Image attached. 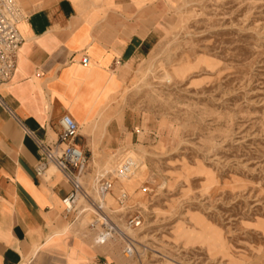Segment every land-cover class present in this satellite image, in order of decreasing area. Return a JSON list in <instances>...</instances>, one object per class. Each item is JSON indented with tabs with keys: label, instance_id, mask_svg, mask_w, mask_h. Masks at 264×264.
I'll return each instance as SVG.
<instances>
[{
	"label": "rangeland",
	"instance_id": "1",
	"mask_svg": "<svg viewBox=\"0 0 264 264\" xmlns=\"http://www.w3.org/2000/svg\"><path fill=\"white\" fill-rule=\"evenodd\" d=\"M136 10L165 25L117 100L145 134L83 177L100 204L94 181L110 176L103 213L124 236L99 244V217L80 199L88 211L70 217L73 235H91L102 252L94 264H264V0H146ZM129 151L140 173L116 178ZM133 215L141 225L130 229Z\"/></svg>",
	"mask_w": 264,
	"mask_h": 264
},
{
	"label": "crops",
	"instance_id": "2",
	"mask_svg": "<svg viewBox=\"0 0 264 264\" xmlns=\"http://www.w3.org/2000/svg\"><path fill=\"white\" fill-rule=\"evenodd\" d=\"M145 1L17 0L24 42L11 81L0 87L20 122L0 107V264H94L102 253L91 235H73L76 224L62 203L70 188L61 175L50 168L37 176L35 140L56 141L59 121L69 115L80 126L75 145L90 163L145 134L117 103L143 45L165 30L160 18L136 10ZM129 154L123 161L132 162Z\"/></svg>",
	"mask_w": 264,
	"mask_h": 264
},
{
	"label": "built area",
	"instance_id": "3",
	"mask_svg": "<svg viewBox=\"0 0 264 264\" xmlns=\"http://www.w3.org/2000/svg\"><path fill=\"white\" fill-rule=\"evenodd\" d=\"M24 19L25 15L17 0H0V87L8 84L14 75L18 53L24 42L18 31V26ZM88 62L87 57L81 60L83 65H87ZM0 107L16 119L9 107L4 103L1 95ZM16 121L20 124L17 119ZM59 126L60 133L56 141L46 143L35 140L40 153L36 174L37 176H44L50 167L53 166L69 186L70 191L62 201L64 214L67 217H71L75 221L87 211H83V209L79 211L78 202L81 198L87 201L90 209L99 213V216L95 215L99 219H95L90 224V229L98 233L99 244L103 245L108 240L113 239L114 236L123 234L113 222L108 221L101 205L94 202L84 189L83 177L88 165L87 156L75 145L80 126L69 115H65L60 119ZM28 135L32 137V133L28 132ZM133 168L132 162L125 160L121 162L114 174L119 179L127 177L130 176ZM95 180L99 197L103 198L112 191L113 181L109 175L100 174ZM126 199L127 194L122 192L117 198V202L122 205ZM140 225V215H133L127 222V226L130 229L138 228ZM124 238L127 243L124 252L125 256L131 257L133 255V244L131 239Z\"/></svg>",
	"mask_w": 264,
	"mask_h": 264
},
{
	"label": "bare ground",
	"instance_id": "4",
	"mask_svg": "<svg viewBox=\"0 0 264 264\" xmlns=\"http://www.w3.org/2000/svg\"><path fill=\"white\" fill-rule=\"evenodd\" d=\"M108 164H109V163H108ZM50 168H51V170H52V168H54V167L51 166ZM54 169H55V168H54ZM55 171L57 172L56 169H55ZM115 171H116V169H114L113 173H114ZM57 173H58V172H57ZM58 174H59V173H58ZM138 180H139V179H138ZM94 186H95L94 189H96V182H95V181H94ZM113 187H114V185L112 186V188H113ZM108 195H109V194H108ZM108 195H106V196L103 197V198H102V197L99 198V200H100V205H101L102 208H103V206H104V204H103V200H104ZM138 195H139V194H135V197H137ZM81 202H83V203H85V204L87 203V201H86L85 199H83V198L80 199V203H81ZM81 210H82V208H81ZM83 211H86V210L83 209ZM87 211H88V210H87ZM87 211H86V212H87ZM91 211H92L93 213H95L97 216H99V213H98V212L94 211L93 209H91ZM65 231H67V230H65ZM119 237H121V236H119ZM98 238H99V237H98Z\"/></svg>",
	"mask_w": 264,
	"mask_h": 264
}]
</instances>
